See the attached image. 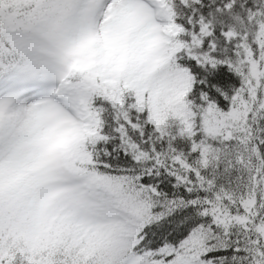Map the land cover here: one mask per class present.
<instances>
[{"label":"snow or ice","instance_id":"snow-or-ice-1","mask_svg":"<svg viewBox=\"0 0 264 264\" xmlns=\"http://www.w3.org/2000/svg\"><path fill=\"white\" fill-rule=\"evenodd\" d=\"M0 264H264V0H0Z\"/></svg>","mask_w":264,"mask_h":264}]
</instances>
